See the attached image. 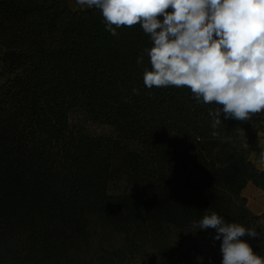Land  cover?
Returning a JSON list of instances; mask_svg holds the SVG:
<instances>
[{"label":"trees","instance_id":"16d2710c","mask_svg":"<svg viewBox=\"0 0 264 264\" xmlns=\"http://www.w3.org/2000/svg\"><path fill=\"white\" fill-rule=\"evenodd\" d=\"M117 32L95 6L0 0V264H79L99 229L228 222L248 183L264 188L260 113L213 129L218 105L144 85L142 27Z\"/></svg>","mask_w":264,"mask_h":264},{"label":"clouds","instance_id":"9594fccd","mask_svg":"<svg viewBox=\"0 0 264 264\" xmlns=\"http://www.w3.org/2000/svg\"><path fill=\"white\" fill-rule=\"evenodd\" d=\"M102 12L105 29L139 24L152 46L145 49L148 89L188 88L195 100L216 104L212 128L223 120L247 122L264 113V0H77ZM143 56L137 64L143 63ZM138 94L137 89H133ZM217 133L214 131L213 136ZM196 230L214 229L221 241V264H264L241 237H258L254 227L228 223L216 212L192 222ZM264 228V227H261ZM264 246V237H261Z\"/></svg>","mask_w":264,"mask_h":264},{"label":"rangeland","instance_id":"374dc122","mask_svg":"<svg viewBox=\"0 0 264 264\" xmlns=\"http://www.w3.org/2000/svg\"><path fill=\"white\" fill-rule=\"evenodd\" d=\"M73 10L88 7L68 0ZM264 118V113H260ZM256 133L250 159L259 169H264V122ZM235 218L228 223L254 227L261 233L258 237H241L255 253L264 257V188L253 182L247 184L238 200L227 210ZM214 229L196 230L193 226L181 228L163 224L147 228L137 236L113 232L108 228L97 230L91 244L90 255L83 257L79 264H221V241H213ZM101 236H104L101 237Z\"/></svg>","mask_w":264,"mask_h":264}]
</instances>
